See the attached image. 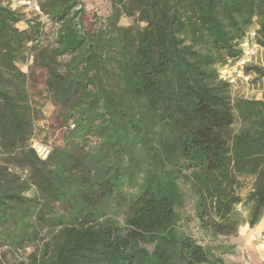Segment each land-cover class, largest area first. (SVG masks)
<instances>
[{"label":"trees","instance_id":"16d2710c","mask_svg":"<svg viewBox=\"0 0 264 264\" xmlns=\"http://www.w3.org/2000/svg\"><path fill=\"white\" fill-rule=\"evenodd\" d=\"M36 1L43 24L0 3V264H227L212 244L236 207L250 229L264 215V100L232 98L217 66L252 28L264 47V0H109L104 18ZM37 84L60 136L45 159Z\"/></svg>","mask_w":264,"mask_h":264},{"label":"rangeland","instance_id":"374dc122","mask_svg":"<svg viewBox=\"0 0 264 264\" xmlns=\"http://www.w3.org/2000/svg\"><path fill=\"white\" fill-rule=\"evenodd\" d=\"M84 1L88 8L93 9L99 16L103 18L107 17L111 11V4L109 0ZM24 14L27 17H31L29 13ZM119 25L122 27H128L130 25V21L125 17H121L119 20ZM18 27L22 28V25H19ZM262 62L264 64V55H262ZM15 64L22 72L28 73L30 71L31 64L29 57H27V52H25L23 58L18 59ZM36 88L37 93H34V90L29 89L32 104L36 108L35 144L37 147L47 146L50 148L51 146L59 144L60 136L57 134V132H53L48 128V126H50L49 118L53 113V107L50 104L48 98L45 96V93H40L43 89L42 84H37ZM237 96H240L238 91L234 92L231 90V97L236 98ZM233 128L235 131H237L239 128L238 123H235ZM240 180L243 182L244 188L239 190L238 193L242 198H245L250 190L252 181L250 179L244 178ZM236 212L238 213V220L240 223L236 235L227 240H222L219 238L216 242H213V247H218L219 249H217V251H220V243H224V245H229L232 247L231 252L223 257L227 264H264V250L261 249V245L264 240V237L262 236V233L264 232V215L259 224L250 229L246 224V219L248 216L247 207L244 205H239L236 207ZM184 213L188 215L191 220L189 226L187 227L188 231L191 230L195 237L201 236L196 232L197 228L191 205L186 208Z\"/></svg>","mask_w":264,"mask_h":264},{"label":"built area","instance_id":"2783aa9c","mask_svg":"<svg viewBox=\"0 0 264 264\" xmlns=\"http://www.w3.org/2000/svg\"><path fill=\"white\" fill-rule=\"evenodd\" d=\"M1 4L12 11L29 13L31 17L37 18L42 24L46 22L36 0H0ZM255 30L250 29L245 38L240 42L241 55L236 60H227L224 64L217 66L218 79L227 84L232 91H238L240 96L249 100H264V77L258 78L253 72L246 73L249 66L264 68L262 55L264 47H260L254 40ZM35 138L31 141V147L35 149L38 156L45 159L50 148L47 146L37 147ZM264 250V240L261 245ZM26 248L24 252H29ZM22 253V252H20Z\"/></svg>","mask_w":264,"mask_h":264},{"label":"crops","instance_id":"0c3cea01","mask_svg":"<svg viewBox=\"0 0 264 264\" xmlns=\"http://www.w3.org/2000/svg\"><path fill=\"white\" fill-rule=\"evenodd\" d=\"M1 3V2H0ZM249 251H251V250H249Z\"/></svg>","mask_w":264,"mask_h":264}]
</instances>
